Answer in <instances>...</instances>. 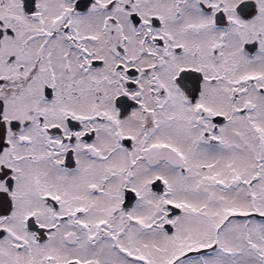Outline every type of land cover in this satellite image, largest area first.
Returning a JSON list of instances; mask_svg holds the SVG:
<instances>
[{
    "label": "snow or ice",
    "instance_id": "snow-or-ice-1",
    "mask_svg": "<svg viewBox=\"0 0 264 264\" xmlns=\"http://www.w3.org/2000/svg\"><path fill=\"white\" fill-rule=\"evenodd\" d=\"M0 264H264V0H0Z\"/></svg>",
    "mask_w": 264,
    "mask_h": 264
}]
</instances>
